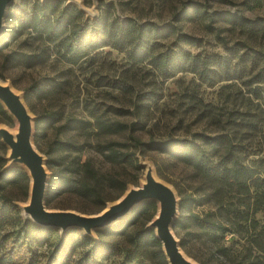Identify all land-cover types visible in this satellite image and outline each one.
Returning a JSON list of instances; mask_svg holds the SVG:
<instances>
[{
	"label": "trees",
	"instance_id": "16d2710c",
	"mask_svg": "<svg viewBox=\"0 0 264 264\" xmlns=\"http://www.w3.org/2000/svg\"><path fill=\"white\" fill-rule=\"evenodd\" d=\"M181 13H184L182 19L190 18L194 13L202 20L222 19L249 34L264 32V22L249 20L236 12L214 10L207 13L191 0L183 4L175 15L176 20ZM5 21L7 25L0 34L1 79L8 77L2 70L10 61L32 66L54 55L61 61L76 64L104 46L124 50L134 62L147 61L166 76L189 70L208 78L211 70V57H201L181 48H159L158 40L177 35L173 24L159 26L106 12L88 18L78 6L65 0H24L8 10ZM24 32L39 41L40 46L29 51H7L11 41ZM177 40L188 44L194 41L186 33H180ZM213 59L216 62V58ZM23 91L24 102L36 114L34 136H37L42 125H51L62 116L56 111H36L33 99L47 96V90L37 82L33 81ZM89 113V119L67 115L64 120L63 127L68 125L83 137L82 140H57L54 155L44 151L50 171L45 206L52 207L57 200L69 201L71 204L54 206L88 215L98 213L108 201L122 195L129 183L136 182L142 169L138 155L144 157L148 152L173 155L193 166L212 183L206 197L215 207L214 211L204 215L195 212L184 215L188 201L178 190L182 213L173 220L172 228L184 251L200 264H207L212 253L207 255L202 244L206 241L216 244L229 231L237 237L234 241L240 247L229 255L227 248L221 246V254L228 256L234 264H264V219L255 216L264 211V168L247 166L240 161L228 134L195 132L193 139L169 136L144 140L135 134L138 129L135 122L110 118L93 109ZM11 119L0 102V121ZM221 149L222 153L216 159ZM85 153L88 154L84 157ZM89 153L99 156L105 168L96 166ZM5 154L6 146L0 140V264H145L142 256L146 246L154 248L160 264H169L154 228L130 230L147 208L156 211L155 201L137 204L125 216L97 229V240L76 227L55 237L57 229L24 220L13 199L6 196L7 187L17 185H21L27 196L30 176L22 166L6 167ZM128 168L137 171L134 180L127 178ZM186 218L195 230L186 227ZM10 226L13 227L8 228ZM118 236L123 237L126 244L118 243L114 238Z\"/></svg>",
	"mask_w": 264,
	"mask_h": 264
},
{
	"label": "rangeland",
	"instance_id": "374dc122",
	"mask_svg": "<svg viewBox=\"0 0 264 264\" xmlns=\"http://www.w3.org/2000/svg\"><path fill=\"white\" fill-rule=\"evenodd\" d=\"M23 1L13 0L8 10ZM65 1L78 6L88 18L106 12L131 17L139 22H153L159 26L173 24L177 29V35L158 40L159 48L162 50L166 47L181 48L191 54L211 57L209 59L211 70L208 72V78L189 70L175 71L172 75L166 76L147 61L134 62L127 57L124 50L110 46L96 50L90 57L76 64L61 61L54 55L32 66H25L16 61L8 62L9 64L2 70L8 77L0 79L10 83L22 97L23 88L33 81L37 82L40 87L47 90V96L33 99L36 111H56L62 116L51 125H42L37 136H34L36 114L25 103L32 119L31 143L45 161L47 156L44 151L54 155L57 140L74 138L80 141L83 138L68 125L63 127L66 116L89 119V110L93 109L110 118L137 123L138 129L135 134L144 140L169 136L193 139L195 132L226 133L235 144V152L240 161L247 166L264 168V32L249 34L243 28L222 19L202 20L194 13L187 19H182L184 13H181L176 20L175 15L181 11L187 0ZM191 1L200 4L207 13L214 10L236 12L249 20L264 22V0ZM10 24L13 25L14 22ZM6 25L5 21L3 29ZM180 33L191 36L193 44L177 40ZM36 45L40 46V42L24 32L16 40L11 41L6 50L29 51ZM214 57L216 62L213 61ZM10 115L11 121H0V128H7L15 133L18 123L11 113ZM5 146L7 158L10 150L8 145ZM221 153L222 149L217 152L216 159ZM89 155L93 156L96 166L105 168L99 156L92 153ZM138 158L142 169L138 172L136 182L129 183L124 193L108 201L103 210L118 201L129 189L141 186L148 168L176 194L178 206L173 220L182 213L179 208L178 190L188 201L187 208L183 209L184 215L191 212L204 215L207 211L215 210L211 199L206 197L212 183L193 166L173 155L156 152H148L144 157L138 155ZM11 166L22 165L7 159L6 167ZM45 169L49 176L50 171L46 164ZM138 173L128 168L127 178L134 180ZM6 190V196L12 198L18 206L19 215L24 220H32L24 211L29 203L30 184L27 196L21 185L7 187ZM225 191H228L227 188ZM152 201L157 203L156 211L152 212L147 208L130 230L134 228L155 230L151 223L158 216L159 202ZM69 203L57 200L53 202V206ZM53 206L45 207L48 210H62ZM218 214L219 211L216 209V216ZM255 216L263 220L264 211L257 212ZM184 221L188 229L195 230L189 219L186 218ZM17 223L18 220L14 221L15 225ZM53 228L58 230L54 232L56 237L72 227ZM76 228L93 240L99 237L95 229L86 232L81 227ZM171 231L179 244L180 238L175 234L172 225ZM114 238L121 245L126 244L123 237ZM236 239L232 232L227 231L216 244L204 242L202 244L204 252L207 255L212 253L207 264H234L228 256L221 254L220 247L225 246L226 253L233 254L235 249L240 247L234 241ZM179 248L186 257L200 264L189 256L180 244ZM142 259L145 264H160L151 246L144 248Z\"/></svg>",
	"mask_w": 264,
	"mask_h": 264
},
{
	"label": "water",
	"instance_id": "95a60500",
	"mask_svg": "<svg viewBox=\"0 0 264 264\" xmlns=\"http://www.w3.org/2000/svg\"><path fill=\"white\" fill-rule=\"evenodd\" d=\"M13 0H0V34L8 8ZM0 102L18 120V133L14 140L4 128H0V140L10 148L7 159L10 162H23L30 176L29 203L24 208L31 219L40 225L66 229L81 227L86 232L103 228L117 219L125 216L130 210L144 200H157L159 212L152 221L157 238L162 244L163 251L169 264H193L180 251L171 225L177 210L176 194L165 182L155 179L151 169L145 172V182L129 189L118 201L110 204L97 214H83L74 210H48L44 206V195L48 175L44 169L46 161L42 154L31 143L32 119L24 99L14 92L10 83L0 79Z\"/></svg>",
	"mask_w": 264,
	"mask_h": 264
},
{
	"label": "bare ground",
	"instance_id": "6f19581e",
	"mask_svg": "<svg viewBox=\"0 0 264 264\" xmlns=\"http://www.w3.org/2000/svg\"><path fill=\"white\" fill-rule=\"evenodd\" d=\"M4 83L7 84V82H5V81H4ZM13 89H14V92H16L17 94H19L18 91L15 90L14 87H13ZM15 120H16L17 123H18V120H17L16 118H15ZM4 129H6V130L12 135V137H13L14 140L16 139V135H17V132H18V126H17V132H15V133H13L12 131H10V130L7 129V128H4ZM9 150H10V148H9ZM17 163L27 168V166H26L23 162H17ZM27 169H28V168H27ZM44 169H45V167H44ZM147 170H148V169H147ZM147 170H146V172H147ZM152 176H153L155 179H158L153 173H152ZM144 182H145V179L143 180L142 183H144ZM25 213L28 214L27 212H25ZM185 258H186L188 261L192 262L193 264H198V263H196L195 261H193L192 259H190V258H188V257H186V256H185Z\"/></svg>",
	"mask_w": 264,
	"mask_h": 264
}]
</instances>
